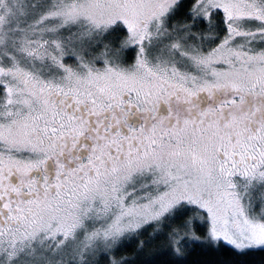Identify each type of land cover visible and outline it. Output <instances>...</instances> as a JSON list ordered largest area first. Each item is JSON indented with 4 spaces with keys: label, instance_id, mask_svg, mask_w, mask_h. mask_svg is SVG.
Instances as JSON below:
<instances>
[{
    "label": "snow or ice",
    "instance_id": "1",
    "mask_svg": "<svg viewBox=\"0 0 264 264\" xmlns=\"http://www.w3.org/2000/svg\"><path fill=\"white\" fill-rule=\"evenodd\" d=\"M0 264H264V0H0Z\"/></svg>",
    "mask_w": 264,
    "mask_h": 264
}]
</instances>
